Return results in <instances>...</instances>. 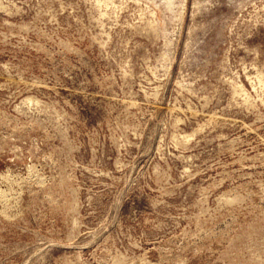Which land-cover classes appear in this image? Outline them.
<instances>
[{
  "label": "rangeland",
  "instance_id": "374dc122",
  "mask_svg": "<svg viewBox=\"0 0 264 264\" xmlns=\"http://www.w3.org/2000/svg\"><path fill=\"white\" fill-rule=\"evenodd\" d=\"M0 264H264V0H0Z\"/></svg>",
  "mask_w": 264,
  "mask_h": 264
}]
</instances>
